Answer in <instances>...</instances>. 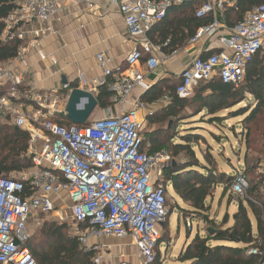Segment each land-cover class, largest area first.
<instances>
[{
	"label": "built area",
	"instance_id": "2783aa9c",
	"mask_svg": "<svg viewBox=\"0 0 264 264\" xmlns=\"http://www.w3.org/2000/svg\"><path fill=\"white\" fill-rule=\"evenodd\" d=\"M85 1L92 7L91 0ZM109 1L117 4L125 36L132 45L124 66H112V60L100 53L95 64L102 78L89 83L79 75L75 83L48 91L23 87L13 66L22 63L31 50L36 51L40 62L57 66L56 58L40 49V42L55 34L52 23L59 12L57 3L15 0L16 8L4 19L2 39L21 44L12 59L0 63V125L28 133L27 156L31 157L32 168L0 177V264H35L26 248L31 227L40 225V216H50L60 209L61 194L67 197L66 207L80 247L95 251L90 264H107L102 252L109 253L111 249L97 242L101 239L130 240L135 248L136 263L120 260L115 264H163L157 246L168 214L162 169L172 159L166 151L149 153L144 148L145 120L141 113L147 105L138 98L132 100V96L135 89L148 91L146 78L180 52L170 39L155 43L149 33L169 10L191 0ZM198 1L195 18L210 16L212 20L198 28L188 43L216 42L219 50L193 59L181 71L175 88L180 99H190L200 83L214 77L237 88L248 64L264 49V5L253 7L233 27L225 29L219 15L231 3ZM34 23L39 28L25 30ZM222 30L228 31L227 35H221ZM101 86L110 93L111 104L103 118L90 120L84 126L58 122L65 116L73 90L96 96ZM170 100L164 95L154 103L169 104ZM261 174L264 176V165ZM248 187L242 165L233 174L228 193L243 200ZM261 192L264 194V190ZM182 217L191 233L194 215ZM245 255L264 258V240L253 234V243L246 246Z\"/></svg>",
	"mask_w": 264,
	"mask_h": 264
},
{
	"label": "trees",
	"instance_id": "16d2710c",
	"mask_svg": "<svg viewBox=\"0 0 264 264\" xmlns=\"http://www.w3.org/2000/svg\"><path fill=\"white\" fill-rule=\"evenodd\" d=\"M196 1L198 0H191L180 8L171 9L184 10L182 14L185 21L191 23L188 30H183V33L176 32L177 27L173 19L169 17V10L164 20L149 33L150 39L160 44L170 39L174 47V37L188 39V42L198 28L209 24L212 20L210 16L205 19L195 18V10L199 4V1L198 4ZM228 1L232 3V6L225 8L223 18L227 23H231L230 28L253 7L264 5V0ZM15 8V0H0V63L12 59L21 44L18 40L2 39L5 29L4 19ZM234 17L237 19L236 22H232ZM214 52L216 51L210 54ZM166 83L165 80L159 81L140 98L146 105L160 100L164 95H168L171 99L164 108L147 116L148 125L176 121L177 128L185 125L192 126L195 123L192 122L193 119L205 112L209 124L219 126L228 118L244 116L238 110L229 112L225 116L219 114L244 102L246 97H252L257 105L254 113L247 118L249 122H253L259 112L264 109V51L259 52L248 64L244 80L237 88L222 84L217 77H214L210 81L200 83L191 99H180L175 95L176 86H168ZM109 98L110 93L105 86H101L95 96L97 107L102 110L108 108ZM190 107L195 108L193 116L184 118L186 115H183V112ZM59 120L58 122L62 125H71L65 116H61ZM201 120L206 119L202 117ZM198 130L200 129H184L183 135L170 136L168 127L147 131L143 135L144 148L149 153L166 151L171 156V163L162 169V184L170 187L175 197L191 210L190 212L182 210V215L193 214L196 220L213 228L206 229L204 238L197 233L191 242L183 247L176 261L180 264H257L258 258L246 256L245 249L247 245L253 243V234L264 240V194L261 192L264 176H256L254 182H249L248 179L249 187L246 196L237 202V211L232 217V225L223 230H216L215 222L209 219L210 208L206 205V201L212 197L218 186L223 187V195H226L233 176L216 168L210 150L200 152L204 164L199 161L193 145L197 146L201 141L204 142V139L196 133ZM174 138H178L179 142L172 143ZM28 141L29 135L25 131L15 130L13 126L6 124L0 125V177L7 178L12 173L32 168L31 157L27 156ZM180 154L183 155L182 160L176 161L175 158ZM253 172L254 167L245 169L246 176L249 173L253 175ZM175 206L178 208L177 204ZM247 210L255 221L254 227ZM171 213L172 210L168 212V216ZM228 220V216H225L220 226H226ZM82 228V226L79 227V229ZM63 229V226L54 223H43L38 233L40 239L35 242L32 236L30 237L26 248L35 264H90L92 253L80 247L78 237L63 235ZM164 241L169 243L167 228L157 246ZM209 242H221L225 245L210 246Z\"/></svg>",
	"mask_w": 264,
	"mask_h": 264
},
{
	"label": "crops",
	"instance_id": "0c3cea01",
	"mask_svg": "<svg viewBox=\"0 0 264 264\" xmlns=\"http://www.w3.org/2000/svg\"><path fill=\"white\" fill-rule=\"evenodd\" d=\"M55 2L59 7V12L52 23L55 34L45 37L40 42V49L44 54L52 55L56 58L58 64L56 67H50L49 63L39 61L36 51H29L22 63L13 66L14 72L22 78L23 87L32 88L36 91H48L61 85L62 76L66 78L68 84H73L79 75H83L89 83H93L97 79L102 78V73L95 64V57L100 53L105 54L112 60V66H124V59L132 49V45L125 36V27L116 3L109 0H91L92 7H89L85 0H55ZM196 2L198 4V1ZM183 11V9L169 11V17L173 19V23L177 27L176 32L178 33H183V30H188V27L191 25V23L185 21L184 15L182 14ZM219 21L225 29H230L231 23H227L224 20L223 13L219 15ZM37 28H39V25L34 23L25 27V30L30 31ZM227 33L228 31L222 30L220 34L227 35ZM27 38L30 39L31 36L27 35ZM187 40L188 39L174 37L173 44L180 52L176 57L170 58L164 65L156 69L146 78V83L150 88L159 81L164 80L167 81L166 84L168 86H176L179 82L181 71L187 67L193 59L197 57L205 58L210 52L219 50L216 42L209 43L201 41L196 45H190ZM174 59L176 62H174ZM146 92L135 89L132 100L137 98L140 99ZM166 105L167 104L163 102L147 105L146 109L141 113V117L145 120V124L149 114L159 111ZM109 107H111L110 103ZM115 109L116 107L113 108V110ZM105 110H103V112H105ZM203 116H205V112L198 114V119H193L192 122L201 120ZM226 174L228 175V173ZM166 190H169L168 186ZM171 196L178 206L177 197H175L174 194ZM179 202L181 201L179 200ZM187 209L188 210L184 211H191L188 207ZM179 211L180 214L178 215V219L181 220L180 218H183L181 213L182 210ZM195 222H197L196 219H194V223ZM197 224L198 222L196 226ZM167 225L169 226V222ZM161 230H163V226L160 231ZM198 230L200 231L198 233L199 236H202V228ZM188 233L187 231V235ZM169 236L168 234V237ZM202 238L204 237L202 236ZM101 240L97 242L110 247L111 250L109 253H112L113 249L120 246L119 243L108 245V243H103ZM114 241L120 242L119 240ZM190 242L191 241L186 242L183 247ZM91 243L94 244L95 241H91ZM130 244L132 245L131 241ZM102 255L107 264H115L120 260L136 263V259L127 258L124 254L117 255L114 259L107 251H103ZM177 264L180 263L177 262Z\"/></svg>",
	"mask_w": 264,
	"mask_h": 264
},
{
	"label": "rangeland",
	"instance_id": "374dc122",
	"mask_svg": "<svg viewBox=\"0 0 264 264\" xmlns=\"http://www.w3.org/2000/svg\"><path fill=\"white\" fill-rule=\"evenodd\" d=\"M237 19L234 17L232 22H236ZM264 51V49L262 50ZM174 62L175 59H174ZM174 68V67H173ZM176 69V64H175ZM193 97V96H192ZM191 97V98H192ZM190 98V99H191ZM257 109V105L255 104L252 97H246V100L232 109L228 111H222L219 115H227L229 112H233L238 110L239 113L244 114V116H240L237 118H228L226 121L223 122L222 125L213 126L210 125L207 116H203L206 120H199L193 123L192 126H180L177 128L176 121H168L155 124V125H148L145 124V131H152L154 129H166L170 128V136L176 135H183L184 129H200L197 134H200L204 142L201 141L197 146L193 145V150L195 151L196 156L198 157L199 161L204 164L201 153L200 152H207L210 150V154L215 160L216 168L219 171H223L228 173V175L233 176L236 169L241 167H245L244 169H248L250 167H254L253 175L250 173L247 175L249 182L256 181V176H261V166L264 165V109L259 112L256 119L253 122H249L247 118L254 113ZM195 111L194 107H190L183 112V115H186L184 118H189L193 116ZM158 112V111H156ZM104 116V112L102 109L97 108L89 117L88 121L99 119ZM198 119V116L194 118ZM187 121V120H185ZM187 124V122H185ZM169 125V126H168ZM194 127V128H190ZM179 139L174 138L172 143H178ZM183 155L180 154L178 157L175 158L176 161L182 160ZM264 190V186L262 189ZM172 192L170 190L166 193V209L169 212L172 210V213L166 216L165 222L163 224V230L160 231V238L165 233L167 228V232L169 236V243L164 241L160 243L158 247V254L160 255L161 262L163 264H177L176 258L179 254V251L184 246L186 242L191 241L197 233L200 231L199 228H202L201 235L203 237L206 236V229L210 228L213 229L211 225L207 226L205 223L198 221L194 223L193 231L187 237V230L185 227V223L183 218L178 219V215L180 214L179 210H188L187 207L179 202L178 200V208L175 206L176 203L172 198ZM239 200L234 196L230 195L228 192L226 195H223V187L218 186L216 187L212 197L208 198L206 201V205L210 208L209 210V219L215 222V229L216 230H223L229 225H232V217L233 214L237 210V202ZM68 200L65 194H61L59 197V207L60 209L53 213L50 216H40V225L34 226L32 228V240L38 241L40 239L39 230L43 223H54L56 225L63 226L64 229L62 230V234L65 236L70 237H77L75 235L76 227L71 222L69 211L67 210ZM248 211V216L251 220V223L254 227V219ZM225 216H228L229 220L226 226L221 227L220 222L223 220ZM169 222V226L167 225ZM200 236V237H202ZM101 242L108 243V245L120 244L119 247L113 249L112 253H108L114 259L117 255L124 254L127 258L135 259V250L133 245L130 244L129 240H124L120 242H116L112 239H102ZM225 243L221 242H209L208 245H222ZM83 249V248H82ZM92 253V256L95 254L92 247L88 250ZM133 257V258H132ZM261 259H258L257 264L260 262Z\"/></svg>",
	"mask_w": 264,
	"mask_h": 264
},
{
	"label": "water",
	"instance_id": "95a60500",
	"mask_svg": "<svg viewBox=\"0 0 264 264\" xmlns=\"http://www.w3.org/2000/svg\"><path fill=\"white\" fill-rule=\"evenodd\" d=\"M61 84H68L66 78L63 76L61 77ZM96 108L97 101L94 95L82 90L75 89L70 93L67 100L65 106V118L72 125L84 126ZM15 130L18 129L15 127ZM15 244H17V242ZM263 261L264 258H262L258 264H262Z\"/></svg>",
	"mask_w": 264,
	"mask_h": 264
}]
</instances>
